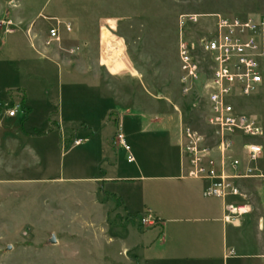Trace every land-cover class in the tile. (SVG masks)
<instances>
[{"label": "rangeland", "instance_id": "1", "mask_svg": "<svg viewBox=\"0 0 264 264\" xmlns=\"http://www.w3.org/2000/svg\"><path fill=\"white\" fill-rule=\"evenodd\" d=\"M215 14L257 19L264 16V0H0V23L8 20L13 26L8 34L0 25V264H121L115 257L125 225L131 222L137 230L144 229L141 216L129 218L118 210L119 199L102 194L113 191L136 198V184L113 181L111 187L98 192L92 181L93 176L103 174L95 168L101 157L109 155L100 147L106 131L95 138L93 133L106 121V105L101 101L106 86L97 75L43 57L42 51L73 50L66 45L70 40L77 41L76 25L89 34L92 29L98 37L108 28L113 38L119 37L125 44L123 65L134 74L129 56L139 70L134 80L127 79L128 70L109 75L110 95L121 90L131 101L134 95L143 99L139 107L123 111L116 112L111 106L109 116L141 115L147 119L152 95L165 93L164 89L147 87L151 76L159 77V81L170 78L176 85L179 78V85L168 96L173 105L160 111L176 116L180 112L185 124L208 136L202 119V89L197 85L183 92L177 46L181 16L203 17L198 25H188L183 31L195 39L212 29V18L207 17ZM65 23L71 24V32H66ZM50 28H58L60 42L44 47ZM258 42L262 89L237 99L235 105L239 111L259 118L263 137L253 140L264 144V30ZM110 49L117 54V44ZM112 77L127 82L114 86ZM18 102L24 110L31 107L30 116L28 110L25 119L20 114L7 116L6 104ZM60 117L66 121L64 128L57 124ZM73 128L79 130L76 137L88 135L90 142L78 146L73 144L76 139L68 141ZM127 129L121 133L128 152L117 148L116 133L113 136L114 149H118L116 167L108 175L134 177L139 164L165 157L168 147L162 139L140 140L129 135L127 140L124 132L132 130ZM129 154L133 161L128 160ZM259 164L264 169V157ZM241 186L251 207L249 216L258 228L259 219L264 217L262 185L248 179ZM106 240L113 242L108 245ZM105 257H109V263Z\"/></svg>", "mask_w": 264, "mask_h": 264}, {"label": "crops", "instance_id": "2", "mask_svg": "<svg viewBox=\"0 0 264 264\" xmlns=\"http://www.w3.org/2000/svg\"><path fill=\"white\" fill-rule=\"evenodd\" d=\"M56 22L60 21L56 20ZM77 27L76 25L74 30L77 33L75 35L77 41L72 43L70 40V43L66 45L73 47L72 54L55 50L49 52L44 47H42L44 49L42 53L43 57L55 58L69 68L73 67L77 71L97 75L107 88L106 96L101 98L102 103L106 105L104 109L106 115L104 120L106 121L93 133L95 138L100 137L102 132L106 131L105 142H100V147L104 154L109 155L108 157L103 155L95 167L97 170H102L103 174L93 176L94 188L98 192H103L102 188L111 187L113 181L120 180L132 185L136 184V198L113 191H108L109 194H102L110 199L113 197L119 199L118 210L129 218L150 213L159 221L156 226L142 230L134 228L131 222L127 223L123 229L122 239L117 240L120 247L115 258L119 259L121 264H264L263 235L257 228V222L248 214L236 224L225 223L222 216L224 204L229 203L227 199L205 197L203 195L205 183L184 176L186 163L181 155L179 133L183 126L188 125L184 123L180 112L177 111L179 116H176L173 113L163 114L160 111L161 107L167 108V105H173L168 96L172 94L176 84L170 78L159 81V77L151 76L147 84L145 83L147 87L161 88L165 90V93H158L161 94L160 97L157 94L152 95L153 99L149 100V105L152 107L148 109V118L141 115L110 117L109 113L112 109L118 112L130 106L136 108L143 101L141 98H135V95L131 101L130 97L124 95L121 90L117 95H110L109 90L112 87L109 85V75H117L119 72L128 70L121 58L122 52L125 56V44L121 38H113L108 28L98 37L92 29V33L89 34ZM115 44L118 47L117 54L110 49ZM47 53H51V56L46 55ZM133 62L128 56L129 67L134 71L133 74L128 70L130 77L127 79L129 80H134L139 75V70ZM111 80L114 81V86H119L120 82L122 84L127 82V80L121 81L113 77ZM177 85H179V78ZM262 86L263 82L257 91L261 90ZM29 108L31 109L30 106ZM29 108L26 109L30 116L32 109ZM248 116L257 118L249 114ZM58 121L57 124L64 128L65 119L60 117ZM125 127L126 130L127 128L132 129L124 132L127 140L129 135L131 138L162 139L168 148L164 159L139 164L138 175L119 178L108 175V171L116 167L115 157L118 149H114L113 136L118 129L123 132ZM71 132L67 136L68 141L80 140L79 145L90 142L88 135L83 139L76 137L79 133L78 128L74 129L72 134ZM248 142H254V140L241 139L237 136L233 147L232 154L241 160L242 165L246 164L242 145ZM105 242L110 245L113 241L106 240ZM97 245H94V248L97 249ZM97 254L100 256L99 253ZM104 260L108 263L110 261L109 257H105Z\"/></svg>", "mask_w": 264, "mask_h": 264}, {"label": "built area", "instance_id": "3", "mask_svg": "<svg viewBox=\"0 0 264 264\" xmlns=\"http://www.w3.org/2000/svg\"><path fill=\"white\" fill-rule=\"evenodd\" d=\"M201 18L200 15L180 17V82L184 86V93L197 85L201 87L204 97L202 119L208 129V136L189 126L180 129V150L186 163L184 176L204 182L205 197L238 199L224 204L222 216L225 223L236 224L251 212L241 182L254 179L264 189V169L259 164L264 157V144L248 142L242 145L245 165L232 154L237 136L241 139L263 137L262 126L256 119L239 111L235 101L254 94L263 82L258 38L264 30V16L239 19L211 15L207 18H212V29L195 39L188 38L183 31L188 30V25H198ZM0 25L4 27V33L13 32L11 21H1ZM64 27L66 32L71 31L70 24L66 23ZM59 42L58 28H50L43 42L44 47ZM73 52L70 50L68 53ZM5 107L10 118L25 114L21 102L6 104ZM114 142L117 147L129 151L120 129ZM80 143V140H75L73 144ZM128 160L133 161L130 154ZM158 222L150 213L140 217V224L144 228L154 227ZM258 228L264 233V217L259 219Z\"/></svg>", "mask_w": 264, "mask_h": 264}, {"label": "trees", "instance_id": "4", "mask_svg": "<svg viewBox=\"0 0 264 264\" xmlns=\"http://www.w3.org/2000/svg\"><path fill=\"white\" fill-rule=\"evenodd\" d=\"M26 114H27V111L25 110V114H24V116H23L24 119H25V117H26Z\"/></svg>", "mask_w": 264, "mask_h": 264}, {"label": "water", "instance_id": "5", "mask_svg": "<svg viewBox=\"0 0 264 264\" xmlns=\"http://www.w3.org/2000/svg\"><path fill=\"white\" fill-rule=\"evenodd\" d=\"M54 242H55V240L52 238L51 243H54Z\"/></svg>", "mask_w": 264, "mask_h": 264}]
</instances>
